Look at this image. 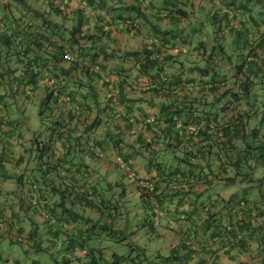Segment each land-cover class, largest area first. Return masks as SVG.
Wrapping results in <instances>:
<instances>
[{
	"label": "crops",
	"instance_id": "0c3cea01",
	"mask_svg": "<svg viewBox=\"0 0 264 264\" xmlns=\"http://www.w3.org/2000/svg\"><path fill=\"white\" fill-rule=\"evenodd\" d=\"M29 2L38 16L21 17V7L16 17L2 16L8 0H0V264L254 263L258 242L242 227L264 221V72L252 97L223 101L232 105L224 124L240 112L245 119L223 133L219 159L220 147L202 136L153 157L163 137L145 121L119 132L120 110L112 106L121 84L138 100L136 115H145L138 108L147 109L146 101L163 102L131 54L158 45L165 52L174 42L186 51L173 35L183 40L200 12L206 21L223 17L227 51L254 42L264 58V0ZM58 52L76 60L57 63ZM46 103L42 124L29 119V104L43 111ZM246 143L255 147L254 171L237 176ZM95 150L104 158L94 159ZM147 181L156 185L165 226L153 224L154 201L141 186ZM126 246L131 251L121 253Z\"/></svg>",
	"mask_w": 264,
	"mask_h": 264
},
{
	"label": "trees",
	"instance_id": "16d2710c",
	"mask_svg": "<svg viewBox=\"0 0 264 264\" xmlns=\"http://www.w3.org/2000/svg\"><path fill=\"white\" fill-rule=\"evenodd\" d=\"M15 7H21V11L24 9L23 14H20L21 17L38 16V11L33 9L29 0H8V4H4L6 10L2 9V16L16 17L13 11ZM177 13L181 14V10H178ZM183 14L187 15V12ZM214 17L216 20L220 19L223 26V17L219 18L216 14ZM173 32L176 33L174 29ZM206 35L195 37L185 35L183 40H179L176 35H173L174 39L180 41V45L185 46L186 51L184 50L180 53L175 48L177 42H174L173 45L169 44L166 46L167 50L165 52H162L160 50L161 46L158 45L152 49H145L143 52L131 54L135 64L140 65V73L153 81L151 93L155 98L162 99L161 101L163 102L146 101L147 109L143 106L138 108L145 115H136L135 105L138 100L128 99L121 84L119 100L117 104L112 106V108L120 110L117 113L120 125L116 126L119 132L130 130L135 127V124L139 125L145 121L148 130L158 131V137H163V141L160 144V152L166 153L174 152V149L182 141H190V139L202 136L205 137L204 142L210 141L220 147L216 150V156L219 159V156L223 154L221 151L223 150L222 146L227 145V142L224 141L225 135L223 133L228 135L234 131L232 125L237 122L236 118L240 122L245 119L244 113L242 112L241 115L240 112L239 116H234L235 118L233 116L229 117V124H224V119L227 117L226 113L229 109L227 107L232 105L226 106L223 101L225 99H231L230 101H232L233 98L239 99L241 96L247 99L254 95L256 79H259L264 72V64H262V62L264 63V58L258 56L260 58L257 59V53L261 51V48L259 50L258 44L256 45L254 42L243 41V48L229 52L225 49L224 41L218 37L219 35L215 36V38H209ZM233 44H231V47L234 46ZM171 49L173 50L171 51ZM66 55L58 52L56 55L57 63L66 60ZM73 59L76 60L75 57ZM225 65L232 67L225 70ZM33 76L35 80L38 79V74L29 75L30 78ZM179 98H182V101ZM186 100L189 101L185 103ZM148 107L150 110H148ZM114 108L113 110H115ZM46 109L47 103L41 113L43 114ZM189 133L191 136L185 139ZM219 134H222V137ZM187 147L190 149L191 146L188 144ZM211 149H213L212 146ZM244 150H246V154L242 155L241 160L234 164L237 168L235 171L237 176L241 171L244 176H250L254 171V168L251 170V164L249 163L251 151L255 150L254 144L246 143ZM95 152L98 158L100 154H104L103 152L98 154L96 150ZM190 152L189 154L191 155ZM209 152L211 153V151ZM187 154L188 152L184 153V156ZM96 155L92 154L91 156L96 159ZM100 157L102 158V156ZM124 163L129 165V159ZM188 168L189 166L186 169ZM171 173L173 175L176 174L174 172ZM221 174H223V169L215 170L216 176ZM200 175L199 173L197 176ZM157 177L160 178L159 176ZM145 183L150 182L147 181ZM153 185L152 196H154L156 190L155 183ZM151 218L153 224H155L152 212ZM242 229L250 232L248 239L257 241L259 246L257 253L254 254L257 256V260L254 263L245 264H264V221L259 223L257 227L253 224H248Z\"/></svg>",
	"mask_w": 264,
	"mask_h": 264
},
{
	"label": "rangeland",
	"instance_id": "374dc122",
	"mask_svg": "<svg viewBox=\"0 0 264 264\" xmlns=\"http://www.w3.org/2000/svg\"><path fill=\"white\" fill-rule=\"evenodd\" d=\"M200 14H201L200 16L197 15V18H201L202 20H200L198 22H194L192 25L187 26L186 28H187L188 31L186 32V35H189V36L191 35V36L195 37V36H199V35L202 36L203 34H207L206 37L209 36V38L210 37L215 38V36L219 35V32L224 29V26H222L221 20L220 19L219 20L218 19L216 20L215 17L212 18L213 16H215L213 14L210 17V19L212 18V20L206 21L208 17H205V15H204L203 12H200ZM208 16H209V14H208ZM201 21H203V24L202 25H201ZM220 22H221V24H220ZM154 26H156V24H154L153 27ZM151 27H152L151 25H148L147 29H149ZM174 52L176 53V51H174ZM27 107L28 108H27L26 114L29 117V119L34 120L35 122H38V123L40 122L41 123V120L40 119L42 118V116L40 115L41 110H39V106H34V104H29V106H27ZM97 151H98V154L99 153H102L101 150H97ZM160 153H162V152H160V151L154 152L153 157L160 156ZM103 155H105V154H103ZM103 155L100 154V156H102V158H103ZM100 156H99V158H96V159H98V160L102 159ZM92 162H95V160L92 161ZM113 178H115V177H113ZM138 206H140V203L135 202V209ZM139 215H141V216L138 217V218H143V214L142 213H139ZM160 224L162 226L167 225V219L165 218V216L163 217V216L160 215ZM137 225H138V219L137 218L132 219L131 220V223H130V226H137ZM128 232H130L128 234V236L131 237L133 235L132 229L129 228ZM143 232L144 231H142L140 229L137 230V236H140L141 237V241H140L141 243H143V238H142ZM162 245L163 244L160 243V246H162ZM126 251H129L130 252L131 251V248H129L128 246L123 247L122 250H121V253L124 254Z\"/></svg>",
	"mask_w": 264,
	"mask_h": 264
},
{
	"label": "built area",
	"instance_id": "2783aa9c",
	"mask_svg": "<svg viewBox=\"0 0 264 264\" xmlns=\"http://www.w3.org/2000/svg\"><path fill=\"white\" fill-rule=\"evenodd\" d=\"M65 58L68 61H74L73 57L70 54H67L65 56ZM117 164H118L119 167L125 168V164H124L123 161H118ZM141 185L145 188V190H148L149 197L154 201V196L151 195V192H153V190H154L153 183H145V182H143ZM152 213H153V216H154L153 219H154L155 225L159 226L160 225L161 210H160V206L155 201L153 202Z\"/></svg>",
	"mask_w": 264,
	"mask_h": 264
}]
</instances>
